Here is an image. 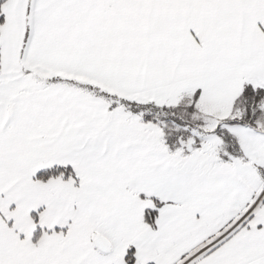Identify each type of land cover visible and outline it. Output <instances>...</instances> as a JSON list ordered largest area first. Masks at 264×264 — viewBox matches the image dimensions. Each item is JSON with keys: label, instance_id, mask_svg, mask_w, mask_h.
I'll return each instance as SVG.
<instances>
[{"label": "snow or ice", "instance_id": "obj_1", "mask_svg": "<svg viewBox=\"0 0 264 264\" xmlns=\"http://www.w3.org/2000/svg\"><path fill=\"white\" fill-rule=\"evenodd\" d=\"M0 264H264V0H0Z\"/></svg>", "mask_w": 264, "mask_h": 264}]
</instances>
